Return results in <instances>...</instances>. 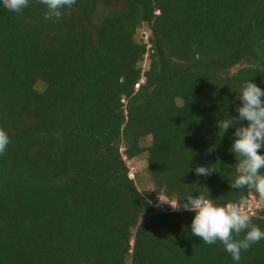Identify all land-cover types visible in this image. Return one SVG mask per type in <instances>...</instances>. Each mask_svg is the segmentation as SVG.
Instances as JSON below:
<instances>
[{
	"label": "trees",
	"instance_id": "16d2710c",
	"mask_svg": "<svg viewBox=\"0 0 264 264\" xmlns=\"http://www.w3.org/2000/svg\"><path fill=\"white\" fill-rule=\"evenodd\" d=\"M45 12L39 0L0 9V129L11 141L0 264H236L168 203L243 198L264 229L257 194L230 187L234 129L217 127L237 116L245 81L264 89V0H76L58 20ZM141 157L144 193L129 165ZM239 264H264V240Z\"/></svg>",
	"mask_w": 264,
	"mask_h": 264
},
{
	"label": "clouds",
	"instance_id": "9594fccd",
	"mask_svg": "<svg viewBox=\"0 0 264 264\" xmlns=\"http://www.w3.org/2000/svg\"><path fill=\"white\" fill-rule=\"evenodd\" d=\"M30 0H0V9L19 13L29 6ZM46 8V20H58L63 10L72 8L76 0H39ZM239 105L237 116L219 119L217 127L225 134L234 129L230 151L241 159L238 174L230 183L232 189L247 188L255 192L259 202L264 204V89L250 80L245 81L238 91ZM243 122H247L246 125ZM8 134L0 129V155L10 144ZM197 175H207L210 169L203 166L195 168ZM173 210L183 209L194 213L190 225L192 236L207 245L219 242L236 264H239L241 252L253 244L264 240V229L252 223V217L244 211L246 199L236 203L217 204L213 199L198 195H189L175 203H168ZM243 233V238L237 237Z\"/></svg>",
	"mask_w": 264,
	"mask_h": 264
},
{
	"label": "rangeland",
	"instance_id": "374dc122",
	"mask_svg": "<svg viewBox=\"0 0 264 264\" xmlns=\"http://www.w3.org/2000/svg\"><path fill=\"white\" fill-rule=\"evenodd\" d=\"M144 32V31H143ZM146 66V65H145ZM130 168H131V173L136 177L137 180V186L139 190L144 193L145 190L150 189L149 182L147 180L146 176V162L145 158L141 157L137 159L134 162L129 163ZM163 203L166 201L162 200Z\"/></svg>",
	"mask_w": 264,
	"mask_h": 264
},
{
	"label": "built area",
	"instance_id": "2783aa9c",
	"mask_svg": "<svg viewBox=\"0 0 264 264\" xmlns=\"http://www.w3.org/2000/svg\"><path fill=\"white\" fill-rule=\"evenodd\" d=\"M251 209H252L251 206H249L247 209V212L251 211Z\"/></svg>",
	"mask_w": 264,
	"mask_h": 264
}]
</instances>
